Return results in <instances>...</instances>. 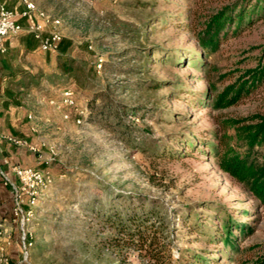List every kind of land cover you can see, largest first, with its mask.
<instances>
[{
    "label": "rangeland",
    "instance_id": "rangeland-1",
    "mask_svg": "<svg viewBox=\"0 0 264 264\" xmlns=\"http://www.w3.org/2000/svg\"><path fill=\"white\" fill-rule=\"evenodd\" d=\"M238 1L34 0L60 20L62 42L45 66L25 32L14 39L33 48L0 54L19 59L6 85L22 120L0 131V159L5 146L30 154L24 167L52 183L35 207L24 198L22 216L0 187V264H157L119 233L146 213L160 225L158 264H240L264 252V205L219 170L213 151L222 121L264 114V78L237 105L215 106L264 66V7L215 51L197 41L211 15ZM57 62H73L77 79L60 77ZM249 159L260 163L264 145Z\"/></svg>",
    "mask_w": 264,
    "mask_h": 264
},
{
    "label": "trees",
    "instance_id": "trees-1",
    "mask_svg": "<svg viewBox=\"0 0 264 264\" xmlns=\"http://www.w3.org/2000/svg\"><path fill=\"white\" fill-rule=\"evenodd\" d=\"M262 2L263 0H255L254 3L253 0H240L217 10L206 20L198 33L197 41L200 48L203 51H215L220 37H226L232 29L235 31L234 34L237 33L245 22L249 24L252 21L253 15L263 12ZM57 69L60 77L77 79L79 68H75L73 62H57ZM263 78L264 66L245 71L216 96L215 106L225 109L237 105L243 97L261 85ZM33 79L35 76H32L31 80ZM221 125L225 132L213 146L219 170L241 184L264 205V159L257 164L249 159L252 150L264 145V114L227 119L222 121ZM228 130L233 132L232 136L227 135ZM131 222L133 224L131 227L119 228V233L124 235L127 245L134 247L143 261L162 263L157 251L156 237L159 224L156 218L151 213H146L133 217ZM240 264H264V252L252 259L243 260Z\"/></svg>",
    "mask_w": 264,
    "mask_h": 264
},
{
    "label": "built area",
    "instance_id": "built-area-1",
    "mask_svg": "<svg viewBox=\"0 0 264 264\" xmlns=\"http://www.w3.org/2000/svg\"><path fill=\"white\" fill-rule=\"evenodd\" d=\"M18 3L21 10L15 12L8 9L0 1V54L5 53L4 40L15 38L22 32H26L33 37L38 43L41 52L57 53L59 45L62 42L60 20L38 9L33 0H18ZM33 15L36 20L24 28L19 20L28 19ZM45 28L49 30L45 31ZM64 95H66L65 102L69 106L73 105L72 93L67 91ZM79 114H82V112L80 111ZM77 123H80V121L78 120ZM2 139L3 137L0 136V142ZM14 143L20 145L19 142ZM21 146L30 151H34L25 142ZM8 165L9 161L6 158L0 159V185L8 188L12 194L14 215L22 216L24 198H26V203L29 208L35 207L36 203H38L40 193L51 185L52 178L48 172L40 171L33 167L14 165L11 166L14 175L13 180L5 170V167ZM23 249H25V245Z\"/></svg>",
    "mask_w": 264,
    "mask_h": 264
},
{
    "label": "crops",
    "instance_id": "crops-1",
    "mask_svg": "<svg viewBox=\"0 0 264 264\" xmlns=\"http://www.w3.org/2000/svg\"><path fill=\"white\" fill-rule=\"evenodd\" d=\"M8 9H11L15 12H19L21 10V7L18 3V0H0ZM34 1V0H33ZM15 2V3H14ZM35 17L34 15L31 16L28 19H21L20 21L22 22L21 24L23 25L24 28H26L29 24L33 23L35 21ZM26 33V32H25ZM12 38V39H5L4 40V46H5V53L7 52L9 53L12 49H14L15 47H20L22 48V50H20V53H22L24 50L28 51L30 50V48H33V41L30 40L29 42H21L20 45L19 43L16 42V40ZM32 53L34 52H38L37 55H40V59L37 60V65L40 64V62H43L44 66L46 63V60L48 59V62H50L49 64H51V59H52V55L53 53H44L41 52L39 50V46L36 47V49H33L31 51ZM9 56H7V58L5 56H0V131H5V132H9L12 131L13 127H17V125L21 124L22 120L21 118H19L20 115V111L18 108H14L11 107V105H9L8 102H10L11 100L9 98H14L15 95H13V92L11 90V88L7 87L6 83H8V81L12 80L14 78H18L20 73L18 74L17 72H14V70H16V65L18 64V60H16L15 58H8ZM31 57H33L32 55H26L24 57L25 61H28L29 63H31L32 60ZM32 65H34V62L31 63ZM47 65V64H46ZM24 66V65H22ZM57 66V64L55 63V67ZM19 68V67H18ZM17 68V69H18ZM14 69V70H12ZM23 71L25 73H31V70L25 68H23ZM17 73V74H16ZM6 85V86H5ZM24 126V124L22 125ZM4 152L5 154L3 155H7L8 157L6 158L9 161V165L5 167V169H7V174L9 175V177L11 179L14 180V175L12 173V169L11 166L13 165H20V166H28L32 163V158L33 156H31L30 154H26L23 151L20 150H14L9 149L8 147L5 146L4 148ZM0 187L2 188L3 186L0 185ZM3 189V188H2Z\"/></svg>",
    "mask_w": 264,
    "mask_h": 264
}]
</instances>
